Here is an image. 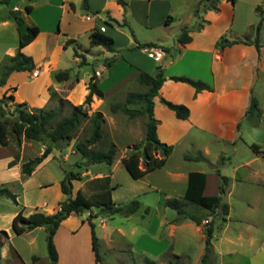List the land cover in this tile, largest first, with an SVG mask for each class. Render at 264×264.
<instances>
[{
	"label": "rangeland",
	"instance_id": "1",
	"mask_svg": "<svg viewBox=\"0 0 264 264\" xmlns=\"http://www.w3.org/2000/svg\"><path fill=\"white\" fill-rule=\"evenodd\" d=\"M89 2L90 9L83 8L82 0H11L7 4L0 3V74L9 53L17 49L18 30L8 11H15L23 19L21 32L26 25H36L41 32L40 37L27 48L28 54L23 52L37 63L35 68L30 72L9 73L5 83L0 86V97L9 93L13 95V102L7 106L14 102H25L29 107L51 109L56 108L57 98L66 99L73 105L80 104L88 92L86 86L90 75L94 73L97 86L104 96L103 99L99 98L101 101H94L91 97V102L83 106L87 115L96 110L103 115L101 138L94 148L104 150L111 143L115 146L111 165L93 163L88 168L76 167L75 163L81 158L75 153V143L89 132L86 122L82 121L66 147L52 149L42 162L34 166L30 175H25L20 172L21 163L39 156L44 142L21 138L17 146L13 141L7 146L0 145V188L9 190L16 200L14 203L11 198L0 196V230L7 235L0 253V264H50L44 227L16 235L10 228V221L20 209L23 216L33 212L53 213L58 208V202L66 198L59 189V181L65 172L80 173L79 180L71 181L70 197L77 189L84 196H90L102 186V182L94 178L104 175L108 177V187H112L111 198L115 204L124 206L133 199L139 202L137 210L129 215H97L92 219L103 264H145L146 260L152 264H199L207 221H212L213 235L206 264H264V185L260 184L255 172L245 176V168L232 171L239 161L254 156L246 144L240 141L235 146L225 142H209L211 136L204 137L202 141L203 132H199V139L188 141L185 138L173 144L161 167L137 179L131 178L118 162L128 149L143 140L146 117L137 115L128 118L120 111L112 113L109 105L122 103L129 91L145 89L137 82L133 67L128 66L129 59L143 68L158 63L148 58L144 49H135L127 54L131 50L125 48L132 47L135 42L144 43L152 37L159 38L157 42L171 48L180 31L183 16L165 28L149 27L143 23V2H133L130 12L121 6L119 9L109 5L108 12L120 23H125L118 26L108 20L105 12L94 11L93 8L102 0ZM25 5H31L32 10L25 11ZM150 11L160 13L162 10L151 6ZM235 13L242 16L241 19L249 18L254 22L252 27L256 24L257 15L245 3L238 2ZM84 15H89L90 20H84ZM99 26L104 27L103 34L111 36L117 49V59L110 67L103 65V59L112 54H102L98 50L101 47L97 46L91 50L88 45L89 32ZM65 36H72L66 45ZM74 50L83 55L85 64L78 65L79 58H74ZM121 53L126 59L118 57ZM59 70L69 71L67 80H54L53 73ZM52 91L56 96L49 98ZM129 106L138 107L134 104ZM68 112L69 108L64 105L61 114ZM245 120L247 122L243 121L240 125L239 136L246 143H258L264 149L263 126H257V123L255 126ZM262 121L264 125V119ZM204 143L206 147H203ZM15 154L18 155L15 164L7 167ZM155 156L158 154L155 153ZM253 166L264 172V160L254 162ZM139 167H143L141 161ZM190 169H201L210 174L207 177L208 188L220 180L218 173L228 177L226 184H222L226 191L220 199V203L228 205V213L224 215L219 207L210 212L185 203L186 212L205 219L199 224L189 220L179 223L173 235L169 236L164 221L175 219L177 215L174 210L165 207L162 200L181 198L185 181L173 178L171 173ZM83 170L85 173H82ZM94 211L91 208L81 214H71L69 220L60 223L52 237L57 252L56 264H96L86 222L89 212ZM0 239L3 240L1 233ZM32 257H36V260L33 261Z\"/></svg>",
	"mask_w": 264,
	"mask_h": 264
},
{
	"label": "trees",
	"instance_id": "2",
	"mask_svg": "<svg viewBox=\"0 0 264 264\" xmlns=\"http://www.w3.org/2000/svg\"><path fill=\"white\" fill-rule=\"evenodd\" d=\"M233 3L235 0H228ZM9 0H0L1 4H7ZM122 8L126 3L124 0H116ZM82 6L87 9V0H82ZM71 6V3H69ZM25 11L31 10L30 5H26ZM258 11V20L252 27L253 37L250 35H244L239 39H227L224 35L219 36L214 42V48L216 50H222L226 46L233 44H253L256 51H259V42L257 39L258 31L262 21V14L259 11V6H256ZM9 16L13 19L16 28L18 30L17 49L7 57V63L2 67L0 74V86L5 83L6 77L11 72H30L35 68L34 61L31 56L26 55L20 51V47L31 42L38 33V27L36 25H26L23 32L20 31L23 26V19L12 10L8 11ZM197 10L194 11L196 16V23L191 27L183 26L176 38V41L180 44H184L189 41L187 33L191 29H198L201 27L202 21L197 16ZM110 21L114 22L118 26H124V21L119 23L116 19L107 16ZM70 39H66L64 45ZM89 46H101L107 52L112 55L103 59V65L109 67L116 59L117 50L112 46L111 39L100 34V31L91 30L88 34ZM153 43L144 42L137 43L132 47L125 48V50L145 49L153 47ZM73 56L79 58L78 65L85 64L83 55L79 54L76 50L73 51ZM69 77L68 70H59L53 73V78L56 82L67 80ZM169 79L178 82H184L189 84L195 92H199L203 89L211 90V87L206 83L192 79L187 76H170ZM77 80V79H75ZM137 82L144 86L143 91H129L125 95V99L122 103L114 102L109 105V110L112 113L117 111L122 112L128 118H133L137 115H145L146 120L144 123V135L143 140L134 144L128 149L125 155L121 158V164L123 165L127 174L137 179L146 173L161 167L172 147L166 145L158 140L156 137V119L153 117L152 98L158 94L162 82L165 80L163 75V69L160 66L154 67L152 74L139 71L136 77ZM88 92L84 97L82 103L73 105L68 100L63 98H57L56 108L46 109L44 107H29L25 102H14L7 106L9 102H13V95L11 93L2 95L0 97V145L7 146L10 141H13L15 146L18 145L21 138L25 140L42 141L44 142V148L41 154L37 157L28 158L27 161L21 163L20 172L25 175H30L34 170V166L39 164L47 157L52 149H62L66 147L69 141L74 137V133L82 121L86 122L88 126V135L83 139H77L75 143V153H77L81 160L76 162V167L84 168L93 163H105L107 165L112 164L115 154L114 144H109L106 149H96L94 145L101 138V125L103 124V115L100 111H92L87 115L84 105L91 102V97L94 95L97 98L103 97V91L97 86V80L95 74L92 73L86 86ZM14 91L15 88L12 87ZM56 96V93L52 91L49 98ZM160 102L166 108L174 113V116L178 119H185L188 116V109L182 104L171 103L163 98H160ZM130 104L137 105L138 107H130ZM67 105L69 112L67 114H61L63 106ZM264 117L261 110L258 107V101L255 97L251 96L249 99L248 107L245 111L244 118L255 125L259 119ZM252 152L256 155H260L264 158V152L258 150V147L254 144L249 145ZM155 153L158 156H155ZM18 155L15 154L13 158L8 161L7 167H11L15 164V160ZM143 165L139 167V163ZM218 173V171H216ZM220 182L218 185V193L211 196L202 195V189L204 186L205 175L199 171H190L187 174L186 186L183 195L180 199L167 198L163 201V205L175 211L177 219L188 218L195 224L201 222L202 217L194 214H190L185 210V203L193 204L199 208L205 209L210 212H214L218 207L221 212L226 215L228 213V206L226 203H220L221 196L224 194V188L222 184H226L227 178L218 173ZM80 173L78 172H65L62 179L59 181L60 192L66 196V198L58 202V208L51 214H44L42 212H33L27 216L21 214V209L12 217L10 221V228L12 232L19 235L23 232L30 231L36 227H44L46 231V249L50 264H56L57 252L53 244L52 237L59 227L60 223L65 220L71 214H81L85 211H89L94 208V212L88 215L86 220L89 227L90 234V248L93 252V259L96 264L101 263V258L98 253V239L95 233V225L92 219H95L97 215L103 217H111L113 214L121 213L123 215H129L137 210L139 202L135 199L131 200L127 205L119 206L111 198L110 189L107 181L108 177L103 176L101 178H95L97 182H102V186L97 189L96 192L90 196H84L79 189L76 190L73 197H70L72 190L73 180H79ZM4 195L9 197L16 203L15 195L12 194L6 188H0V196ZM224 221V218H222ZM3 239L7 237L6 233L0 230ZM213 235L212 221H207L204 228V241H203V253L199 259V264H206L209 253L211 252V238ZM0 239V246L2 244ZM32 260H36V257H32ZM145 264H152L147 261ZM165 264H172L167 262Z\"/></svg>",
	"mask_w": 264,
	"mask_h": 264
},
{
	"label": "crops",
	"instance_id": "3",
	"mask_svg": "<svg viewBox=\"0 0 264 264\" xmlns=\"http://www.w3.org/2000/svg\"><path fill=\"white\" fill-rule=\"evenodd\" d=\"M10 1L11 0H9L8 3H10ZM135 1L137 0L125 1L126 8L124 7L123 10L127 9L128 12H130L131 4ZM138 1L143 2V23L149 27L159 26L165 28L170 22L182 16L183 20L179 29L183 26L191 27L196 23V16L194 15L195 10H197V16L204 21L200 28L191 29L187 33L190 39L184 44L173 41L172 47L169 48L168 46H164L161 42H157L159 38L152 37L145 40V42L153 43L154 48H160L163 51L162 57L156 61L158 62L157 64H153L148 68H143L134 64L133 59L128 60V66L133 67L132 72L135 77H137L139 71L152 74L155 66H160L163 69L165 80L158 89V94L152 98V113L153 117L156 119L155 132L158 140L166 145L172 146L173 144L182 142L185 138L188 141L199 139L200 137L197 133L203 132L202 141L206 136L212 137L209 139V142H225L234 146L237 141H240L248 147L254 144L258 147V150L264 152L260 144L254 142L246 143L239 136L241 123L243 121L247 122L244 119V114L251 96L257 99L258 107L264 116V0H235L233 3L228 0ZM238 2L242 4L245 3L247 7L249 6L254 14L257 15V20L258 11L256 10V6H259V11L263 18L257 36L259 42L258 52L253 44H233L222 48L220 51L214 48L215 40L221 35H224L227 39H241L244 35H250L251 38L253 37V31L252 29L250 30V27H252L254 22L249 20V18L245 19L243 17V19H241L242 16H236L235 11ZM62 3L64 4L65 2L63 1ZM109 5H113L120 9V5L116 3V0H102V2L93 9L95 12L102 11L105 12L106 16L109 15L114 18L110 12H108V9H110ZM151 6L156 8L160 7L162 11L160 13H152L150 11ZM87 7L88 9L91 7L89 0H87ZM116 20L118 21V19ZM118 22L120 23V21ZM94 29L96 30V27H94ZM103 33H105L104 27L100 34L110 38L112 46L114 47L111 36ZM40 35L41 32L38 29L35 38L31 42L20 47V51L28 54L27 48L33 44ZM70 37L72 36H65L64 39H70ZM161 39H164V37ZM89 47L93 50L95 46ZM114 49L117 50L115 47ZM98 50L101 51L102 54L107 52L103 47ZM134 51L135 50L128 51L127 54H131ZM14 52H10L9 54L12 55ZM118 57L126 59L123 57V53L119 54ZM74 58L76 59V57ZM152 61L155 60L152 59ZM34 64L36 65L37 63L34 62ZM170 76H187L192 79L200 80L209 85L211 90L203 89L199 92H195L189 84L173 81L169 79ZM160 98L171 103L186 106L188 109V116L185 119L176 118L171 110L161 104ZM102 99L94 95L92 96V100L94 101H101ZM262 119L264 118H260L256 125H262L264 131ZM203 147H206V143H204ZM253 155L254 156L249 157L247 160L239 161L233 167L232 171L235 172L238 168H245L247 170L245 176L255 172L258 179H260V184L264 185V172H260L253 166L254 162L260 159L264 160V158L254 153ZM118 162L121 163V158ZM86 168L88 167L86 166ZM190 171L204 173L205 180L202 195L211 196L218 193L220 180H216L214 186L208 188L207 177L210 174L205 173V171L201 169L174 172L171 173V176L181 181L184 180L186 186L187 174ZM82 173H85V170H83ZM101 176L102 175L95 178H101ZM226 178L228 179V177ZM244 178L245 177H243V180H245ZM225 191L226 188L224 189V193ZM163 201L164 200H162V202ZM162 202L160 203L162 204ZM69 219L70 216L66 218V221ZM188 220V218L177 219V217L175 219L165 220L166 233L172 236L179 223ZM3 245L4 239L0 246V253Z\"/></svg>",
	"mask_w": 264,
	"mask_h": 264
},
{
	"label": "built area",
	"instance_id": "4",
	"mask_svg": "<svg viewBox=\"0 0 264 264\" xmlns=\"http://www.w3.org/2000/svg\"><path fill=\"white\" fill-rule=\"evenodd\" d=\"M83 19L84 20H90V16L89 15H84ZM97 30L102 32L103 31V27L101 26ZM144 51H145L146 56L148 58L153 59L155 61L159 60L162 57V55H163V51L160 48L150 47V48H145Z\"/></svg>",
	"mask_w": 264,
	"mask_h": 264
}]
</instances>
